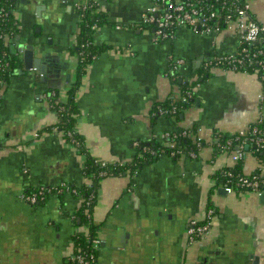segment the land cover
<instances>
[{
  "label": "crops",
  "instance_id": "crops-1",
  "mask_svg": "<svg viewBox=\"0 0 264 264\" xmlns=\"http://www.w3.org/2000/svg\"><path fill=\"white\" fill-rule=\"evenodd\" d=\"M80 1L15 0L19 32L11 48L20 64L0 89V264H71L72 236L82 230L72 223L81 198L53 195L42 204L23 198L25 186L90 183L85 157L61 132L43 130L57 121L47 93L60 91L66 100L77 76ZM98 2L106 22L94 41L109 48L89 65L77 92L75 129L87 149L97 159L131 163L139 143L166 146L167 136L180 129H193L207 143L194 157L164 153L133 172L101 179L93 213L101 224L98 264H264V192L227 193L217 174L237 162L211 144L218 132L233 134L264 119L263 79L211 68L179 119L151 113L179 94L167 75L173 61L182 59L178 72L193 81L207 60L235 54L239 36L180 27L161 41L140 26L154 0ZM252 6L253 18L264 25V0ZM33 59L45 68V80L30 68ZM241 164L250 174L261 163L249 153ZM209 203L216 211L211 232L189 245V221H203Z\"/></svg>",
  "mask_w": 264,
  "mask_h": 264
},
{
  "label": "trees",
  "instance_id": "trees-1",
  "mask_svg": "<svg viewBox=\"0 0 264 264\" xmlns=\"http://www.w3.org/2000/svg\"><path fill=\"white\" fill-rule=\"evenodd\" d=\"M15 0H0V88H4L10 81L11 77L15 74L19 67L20 60L11 48L12 39L18 35L19 24L14 15ZM81 17L80 31L78 34V42L76 45L77 54V68L76 79L67 91L66 100H62L60 91H49L47 93V101L50 110L56 112L57 121L53 125H47L43 130L49 132L58 131L63 134L67 141L71 142L78 150L80 154L85 157L83 173L84 176L90 181V183H84L78 186L73 183H64L60 186H56L52 191L44 193V197H39L36 204L44 203L48 198L53 195L63 196L70 193L81 198V204L79 209L74 214L72 223L78 224L82 227V230L78 231L72 236L74 244V252L84 254L86 257L94 255L95 261L90 264H98V249L94 247L93 240L97 237V234L101 228V224L97 223L94 219V208L97 202V194L100 187V181L103 177L110 175H119L122 173L133 172L134 168L143 165L146 162H150L157 159L162 154H170L174 157L181 155H189L190 152H197L205 146L207 143L204 139L200 138L193 129H180L170 133L167 136V144L175 142V150L178 153L172 154V149L168 145H163L156 141L141 142L138 144V157L131 163L128 162H108L106 160L97 159L87 149L85 141L82 135L75 129V123L79 114L77 106V92L82 82V77L86 73L89 65L105 50L109 48L107 45H98L94 41V33L97 27L106 22L105 13L100 9L98 0H81L76 8ZM141 28H148L154 30V25H140ZM162 41V40H161ZM247 47V55H250L238 65L240 71L256 72L264 81V56L261 54L253 57V53L260 50H264V33L260 35L259 41L249 44L244 43L239 47L241 52L242 48ZM240 52L234 55L235 59H241ZM227 56V55H226ZM232 59L226 58L220 65L223 69H229L233 63H229ZM256 60H261L262 64H258ZM1 62H8L9 66H2ZM180 67V66H179ZM175 67L174 61L168 70V77L179 88V94H171L165 100L156 103L152 110V116L157 118L159 116L175 117L179 119L187 108L190 107L194 97V88L199 83L208 78L210 73L208 67H202L195 80L184 79L178 72V68ZM257 69L259 71L257 72ZM1 101V96H0ZM1 103V102H0ZM160 109L164 113L160 114ZM259 132H253L254 128ZM264 131V119L261 121H255L251 123L246 131V139L256 136L264 135L260 133ZM238 134L233 133H216L213 137L212 145L215 148V153L221 152L220 145L225 144L230 147V150L237 149ZM241 138L245 139V136ZM264 143V142H263ZM220 144V145H219ZM244 150L251 152L260 159V166L250 173V177L256 175L261 182V189L264 191V146L258 148L256 145L248 142L244 146ZM245 157L239 159L237 164L233 167H227L226 169L232 170L235 174L234 179H238L240 176H246L247 174L242 171V161ZM224 172V171H223ZM217 174L220 181L226 182L227 177L224 173ZM262 175V176H261ZM39 190V187L25 186L24 193L31 194ZM248 189H243L236 186V192H247ZM208 208H213L209 203ZM70 260L71 264H75L76 260Z\"/></svg>",
  "mask_w": 264,
  "mask_h": 264
},
{
  "label": "built area",
  "instance_id": "built-area-1",
  "mask_svg": "<svg viewBox=\"0 0 264 264\" xmlns=\"http://www.w3.org/2000/svg\"><path fill=\"white\" fill-rule=\"evenodd\" d=\"M254 0H154V3L144 12L142 16L141 25L153 24L154 36L157 40L171 39L175 35L177 28L185 27L199 34H215L218 35L223 31H231L239 36L240 46L244 43H256L259 41L260 35L264 33V25L258 23L252 16V4ZM247 47L242 48L241 52L238 50L235 54H230L223 57H217L215 59H209L205 63L208 68H221L220 65L226 58H231L229 63H233L229 69L237 70L238 65L250 55H247ZM240 52L241 59H235L234 55ZM261 54L264 56V50L253 53V57ZM258 64H262L261 60H256ZM183 64L182 59L174 61L175 67H179ZM3 66H9L8 62H1ZM259 69H257V72ZM1 89V88H0ZM160 114L164 113L162 109L159 110ZM263 120L262 118L257 121ZM246 131H239L237 134V149L230 150L227 145L219 144L220 151L230 153L233 161L237 162L239 159L245 157V155L251 153L244 150V146L251 142L258 148L264 146V135H256L246 139ZM253 132H259L256 127ZM260 133L264 134V131ZM245 136L244 138H241ZM175 142H170L169 147H175ZM178 153V150L172 149V154ZM190 156L194 157L197 152H190ZM264 171V167L261 168ZM224 175L227 180L224 184V188L227 193L236 192V186L248 189V192L261 193L264 192L261 189V182L256 175L250 177L240 176L238 179H234L235 174L232 170H224ZM262 176V175H261ZM55 187L40 186L39 190L35 193L26 194L23 193V198L31 204H36L39 197H44V193L50 192ZM216 217V211L213 208H209L206 217L203 221L192 219L189 221L187 227V243L189 245L196 244L200 239L205 238L210 234L214 219ZM101 239L97 236L93 240L95 248H99ZM72 254L70 259L76 260L75 264H90L95 261L93 254L86 257L84 254L74 252V244H72ZM264 256V253H263Z\"/></svg>",
  "mask_w": 264,
  "mask_h": 264
},
{
  "label": "water",
  "instance_id": "water-1",
  "mask_svg": "<svg viewBox=\"0 0 264 264\" xmlns=\"http://www.w3.org/2000/svg\"><path fill=\"white\" fill-rule=\"evenodd\" d=\"M23 48V47H22ZM32 49H34L33 47H31ZM28 49V48H27ZM32 52V50H30V51H25V55H26V58H25V60L26 61H29V57L31 56V53ZM29 66V65H28ZM30 68H35V74H40L41 75V79H46V76H45V73H46V71H45V68L42 66V65H40V62H39V59H33V65H31L30 66ZM262 196H264V194H262ZM258 258H260L259 256H257L256 257V260H259Z\"/></svg>",
  "mask_w": 264,
  "mask_h": 264
},
{
  "label": "rangeland",
  "instance_id": "rangeland-1",
  "mask_svg": "<svg viewBox=\"0 0 264 264\" xmlns=\"http://www.w3.org/2000/svg\"><path fill=\"white\" fill-rule=\"evenodd\" d=\"M236 133H238V132H236ZM235 134V133H234Z\"/></svg>",
  "mask_w": 264,
  "mask_h": 264
}]
</instances>
